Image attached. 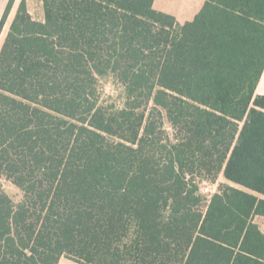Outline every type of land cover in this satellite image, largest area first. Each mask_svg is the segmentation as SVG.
Instances as JSON below:
<instances>
[{
	"label": "trees",
	"instance_id": "1",
	"mask_svg": "<svg viewBox=\"0 0 264 264\" xmlns=\"http://www.w3.org/2000/svg\"><path fill=\"white\" fill-rule=\"evenodd\" d=\"M40 1L0 49V264H264V0Z\"/></svg>",
	"mask_w": 264,
	"mask_h": 264
},
{
	"label": "rangeland",
	"instance_id": "2",
	"mask_svg": "<svg viewBox=\"0 0 264 264\" xmlns=\"http://www.w3.org/2000/svg\"><path fill=\"white\" fill-rule=\"evenodd\" d=\"M22 0H15V5L21 3ZM27 1V0H26ZM204 4L202 0H158L156 3V9L158 11H163L169 14H172L178 19L180 24L188 20H192L193 16L197 12V10ZM28 9L31 11L34 18L39 19L44 15L43 5L40 0H28ZM8 18L0 40L3 41L7 35V32L10 27V23L13 18V13H11ZM1 43V42H0ZM1 48V44H0ZM101 89L103 93V100L109 102H116L117 105L122 104L121 96L123 93V88L121 85L115 83L111 78L107 77L101 82ZM226 181L220 177L218 181L215 183L218 187L225 183ZM0 183L4 189V191L10 196V198L15 202L19 203L23 199V192L17 188L10 181L5 178L0 179ZM204 196V195H203ZM206 197V195L204 196ZM207 198V197H206Z\"/></svg>",
	"mask_w": 264,
	"mask_h": 264
},
{
	"label": "crops",
	"instance_id": "3",
	"mask_svg": "<svg viewBox=\"0 0 264 264\" xmlns=\"http://www.w3.org/2000/svg\"><path fill=\"white\" fill-rule=\"evenodd\" d=\"M9 1L10 0H0V22H1V20H2V18H3V16H4V14H5V11H6V8H7V5H8V3H9ZM157 1L158 0H155V9H156V3H157ZM204 3H205V1L206 0H202ZM22 2V1H21ZM41 2V1H40ZM42 3V2H41ZM19 5L20 4H18L17 6H14V8H13V10H12V12L11 13H13V18H12V21H13V19H14V17H15V15H16V13H17V11H18V7H19ZM27 5H28V0H27ZM203 6V5H202ZM201 6V7H202ZM201 7L197 10V12L195 13V15L198 13V11L201 9ZM157 10V9H156ZM30 11V10H29ZM44 12V11H43ZM161 12H163V11H161ZM166 13V12H165ZM30 14L32 15V13H31V11H30ZM169 14V13H168ZM10 15H12V14H10ZM172 15V14H171ZM195 15L193 16V18H192V20L194 19V17H195ZM33 16V15H32ZM10 17V16H9ZM34 19H36V18H34ZM177 19V18H176ZM36 20H38V21H44V15L41 17V18H39V19H36ZM192 20H188V21H192ZM12 21H11V23H12ZM177 21H178V19H177ZM188 21H186V22H188ZM11 23H10V25H11ZM185 23V22H184ZM10 28V27H9ZM8 33V32H7ZM2 35V34H1ZM0 38H1V36H0ZM0 44H1V46H2V44H3V42H4V40L3 41H1L0 40ZM1 49V48H0ZM257 96H263L264 95V72H263V75H262V77H261V80H260V82H259V84H258V87H257V89H256V93H255ZM255 222L258 224V226L260 227V229H261V231L264 233V217H256V220H255ZM59 264H79V263H77V262H74V261H72V260H69V259H66V258H62L61 259V261H60V263Z\"/></svg>",
	"mask_w": 264,
	"mask_h": 264
},
{
	"label": "built area",
	"instance_id": "4",
	"mask_svg": "<svg viewBox=\"0 0 264 264\" xmlns=\"http://www.w3.org/2000/svg\"><path fill=\"white\" fill-rule=\"evenodd\" d=\"M219 192V187L217 184L204 182L201 185V193L202 195H206L207 199L210 200L212 196Z\"/></svg>",
	"mask_w": 264,
	"mask_h": 264
}]
</instances>
